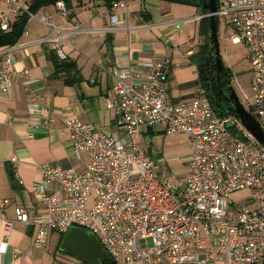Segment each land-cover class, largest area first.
<instances>
[{
	"label": "built area",
	"instance_id": "2783aa9c",
	"mask_svg": "<svg viewBox=\"0 0 264 264\" xmlns=\"http://www.w3.org/2000/svg\"><path fill=\"white\" fill-rule=\"evenodd\" d=\"M30 3L0 0V32H9L23 15L28 22L34 19ZM127 3L120 0L110 9ZM62 4L57 3L60 14L65 12ZM217 4L216 18L228 21L231 43L247 49L251 108L264 133V0ZM204 17L209 16L196 20ZM40 21L46 24L47 16ZM110 25L118 29L125 21L112 16ZM52 31L50 39L38 41H52L58 58L65 60V34L58 27ZM27 35L25 28L22 36ZM15 47L1 52V94L11 90L17 77L28 75L15 67ZM137 67L112 73L104 100L105 108L114 112L111 136L91 123L62 117L73 157L86 158L83 169L39 165L41 181L32 193L41 212L15 207L14 220H3V230L11 231L14 223L34 226L33 245L41 248L51 233L64 235L77 228L90 234L113 264H264V148L239 120L217 116L200 87L192 97L172 102L167 95L169 59ZM27 109L39 117L48 111L36 96ZM156 126L165 136L184 135L188 141V173L179 187L155 172L142 130ZM233 127L239 135L230 131ZM10 162L17 160L12 157ZM240 192L246 195L229 201Z\"/></svg>",
	"mask_w": 264,
	"mask_h": 264
},
{
	"label": "crops",
	"instance_id": "0c3cea01",
	"mask_svg": "<svg viewBox=\"0 0 264 264\" xmlns=\"http://www.w3.org/2000/svg\"><path fill=\"white\" fill-rule=\"evenodd\" d=\"M71 4L70 9L62 4L64 14H60L57 4L45 7L39 11L37 21L27 23L28 35L19 39L12 55L17 70H26L28 75L17 77L7 94L0 93V202L8 201L0 206V264H57L56 250H51L50 242L56 234L59 247L60 235L51 233L46 246L35 247L36 227L14 223L12 230L5 232L2 221L14 220L15 207L41 212L32 193V187L41 181L39 165L83 169L86 158L83 155L77 161L73 157L68 136L62 130V117L91 123L100 133L103 127L113 130L114 112H108L104 100L115 69L138 68L146 61L166 58L170 60L168 98L179 102L192 97L196 89L190 86L197 74L189 58L203 42L196 33L200 22L196 17L203 15L197 7L170 0H128L126 7L116 10L106 7L102 0H72ZM0 7L4 8L2 4ZM42 15L48 18L46 24L40 21ZM112 16L124 20L125 25L112 29ZM53 27L62 29L68 59L80 72L82 80L74 86L50 78L53 68L47 52L55 47L52 41L38 40L50 39ZM75 30V34L67 33ZM5 49L0 47V66ZM35 96L48 107L40 117L27 109ZM46 120L50 122L44 123ZM159 133L165 136L162 128ZM142 134L154 132L151 129ZM149 152L152 155L151 149ZM158 154L169 161L168 154ZM12 157L17 160L15 164L10 162ZM10 172L23 187L21 190L11 187Z\"/></svg>",
	"mask_w": 264,
	"mask_h": 264
},
{
	"label": "rangeland",
	"instance_id": "374dc122",
	"mask_svg": "<svg viewBox=\"0 0 264 264\" xmlns=\"http://www.w3.org/2000/svg\"><path fill=\"white\" fill-rule=\"evenodd\" d=\"M40 15V12L37 13L32 21H37ZM196 25L198 30L199 23ZM197 30L196 33L198 34ZM231 33L228 21L219 17L217 38L222 65L231 72V86L234 89L239 102L248 112L250 111L252 100L250 89L251 70L249 60L247 59V49L242 44H232L230 40ZM109 113L112 115V112ZM160 130L161 128L156 126L153 128L154 135L145 134L143 135V138L145 143L150 146L152 152L151 157L155 165L156 174L159 177L162 176V174H165L171 187L176 188L182 183V180L186 177L188 171V160L186 158L187 150L189 151L188 141L184 135L162 136L159 133ZM100 131L106 136H111V132H113V130L111 131V128L105 127L100 129ZM142 131L144 132L145 130L143 129ZM167 141L169 143H166ZM158 153L164 155L168 154L169 161L165 162V156H161L163 159H160ZM245 195L246 194L243 192L234 193L231 195L229 201L241 199ZM50 244L51 250H56L57 264H71L72 262H77L78 264H90L80 260L72 254H69L61 245L58 247V236H56V234L51 237ZM148 244H150V241H148Z\"/></svg>",
	"mask_w": 264,
	"mask_h": 264
},
{
	"label": "trees",
	"instance_id": "16d2710c",
	"mask_svg": "<svg viewBox=\"0 0 264 264\" xmlns=\"http://www.w3.org/2000/svg\"><path fill=\"white\" fill-rule=\"evenodd\" d=\"M106 7L111 8L112 4L120 0H102ZM175 3H182L197 7L203 15H207V10L203 9L202 1L192 2L189 0H170ZM217 1V0H216ZM58 2H62L67 9L71 8L72 0H31L30 12L36 15L41 9L54 6ZM28 23V17L21 16L12 25L9 32H0V47H12L16 45L22 37ZM209 17H204L199 22L198 34L203 38L202 44L198 47L197 51L189 58L190 62L196 68L197 78L190 84V86L200 87L208 99L213 111L221 118H233L238 121V117L234 111V107L227 103V88L231 86L232 75L231 72L222 68L219 80L220 89L217 88L216 83V68L214 63L213 50L209 39ZM216 25L218 30V18H216ZM47 59L52 65L53 73L52 79H60L66 86H74L81 82L82 78L76 64L70 59L60 60L55 51L49 50L47 52ZM253 116V111L250 106L248 111ZM230 131L234 135H239L237 130L233 127ZM63 235H60V241ZM69 253V252H68ZM70 254V253H69ZM102 264H113V262L106 257Z\"/></svg>",
	"mask_w": 264,
	"mask_h": 264
},
{
	"label": "water",
	"instance_id": "95a60500",
	"mask_svg": "<svg viewBox=\"0 0 264 264\" xmlns=\"http://www.w3.org/2000/svg\"><path fill=\"white\" fill-rule=\"evenodd\" d=\"M197 2L198 0H189ZM203 9L208 11L209 16V39L213 50L214 63L216 68V83L217 88L220 89L219 80L223 68L217 38L216 13L218 4L216 0H201ZM227 103L234 107V111L238 117L241 126L246 129L264 148V133L261 131L255 118L247 112L242 104L239 102L232 86L227 88ZM11 187L15 190H21L23 187L19 181L14 178L10 172ZM61 246L70 254L76 256L82 261L90 264H102L106 255L101 245L92 236L80 229H69L61 239Z\"/></svg>",
	"mask_w": 264,
	"mask_h": 264
}]
</instances>
